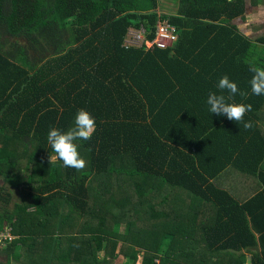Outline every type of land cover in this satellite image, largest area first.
<instances>
[{
    "label": "trees",
    "instance_id": "16d2710c",
    "mask_svg": "<svg viewBox=\"0 0 264 264\" xmlns=\"http://www.w3.org/2000/svg\"><path fill=\"white\" fill-rule=\"evenodd\" d=\"M249 5L176 0L175 41L146 48L122 42L153 39L156 0H0V180L19 199L0 203L17 236L0 264H264V35L231 23ZM225 74L251 129L209 111ZM81 108L96 130L76 170L47 134Z\"/></svg>",
    "mask_w": 264,
    "mask_h": 264
},
{
    "label": "clouds",
    "instance_id": "9594fccd",
    "mask_svg": "<svg viewBox=\"0 0 264 264\" xmlns=\"http://www.w3.org/2000/svg\"><path fill=\"white\" fill-rule=\"evenodd\" d=\"M144 41L149 42L151 40H146L144 37ZM248 70L253 74L249 81L251 94L255 96L264 95V67H259L255 63L250 62ZM217 88L221 90V94L209 92L207 96L206 103L210 106V113L226 116L231 121L242 123L244 129H251L253 122L245 121L244 117L246 113L252 111V105L228 102L236 94L246 98L248 93L241 91L237 84L229 79L227 74L219 78ZM225 90L228 93L227 97L222 94ZM95 130V118L86 109L81 108L75 114L74 126L67 131L51 127L47 134V142L55 158L61 161L65 167L81 170L85 167V160L79 152L77 141L90 140Z\"/></svg>",
    "mask_w": 264,
    "mask_h": 264
},
{
    "label": "rangeland",
    "instance_id": "374dc122",
    "mask_svg": "<svg viewBox=\"0 0 264 264\" xmlns=\"http://www.w3.org/2000/svg\"><path fill=\"white\" fill-rule=\"evenodd\" d=\"M156 1H157V7L155 9V12L158 16V19L156 20L155 24L157 25L158 22L160 23L159 19L161 18L162 14L169 15L175 13L176 0H156ZM248 1H250V5L249 7H247L248 11L243 15V17L237 18L235 21H232L231 23L235 24L238 31H240L242 35L251 38L252 40H256V38L264 35V8H263L264 0H248ZM172 33L173 30L167 29L166 34H172ZM175 39L176 36L174 37V40ZM139 42H145V41L144 39L140 40L137 38V33L135 29H128L123 38L122 44H126L127 46H132V47H140ZM144 45L147 48H150L146 44ZM5 201L6 202L8 201L10 205L9 209L12 210L14 203L19 202L18 190L9 187L8 185L4 184L2 180H0V203L1 202L3 203ZM11 227L12 225L10 223H5L3 231L0 232L1 237L2 236L8 237L7 243L2 245L0 249L5 248L10 243L11 239L13 240L17 238V236H14L13 233L11 232ZM117 258H121V257L118 256ZM0 259H3L2 255H0ZM140 259L141 257L139 255L136 263H139ZM246 263L249 264L248 261Z\"/></svg>",
    "mask_w": 264,
    "mask_h": 264
},
{
    "label": "built area",
    "instance_id": "2783aa9c",
    "mask_svg": "<svg viewBox=\"0 0 264 264\" xmlns=\"http://www.w3.org/2000/svg\"><path fill=\"white\" fill-rule=\"evenodd\" d=\"M167 29L173 30V33L172 34H166ZM174 30H175V28L173 25L168 23L166 20H160V23L158 22L157 25L155 26V37L149 42H146V41L145 42H139L140 43L139 46H141L142 44L143 45L146 44L150 48H152L153 46H156L158 48L168 47V46L172 45V43L175 41L174 37L176 35L174 33ZM136 33H137V38L140 40H143L145 35H146V32L143 30V28L136 30ZM123 45L126 47H130V46H127L126 44H123ZM0 237H1V235H0ZM7 240H8V237L2 236L0 239V247L2 245H4L5 243H7Z\"/></svg>",
    "mask_w": 264,
    "mask_h": 264
},
{
    "label": "crops",
    "instance_id": "0c3cea01",
    "mask_svg": "<svg viewBox=\"0 0 264 264\" xmlns=\"http://www.w3.org/2000/svg\"><path fill=\"white\" fill-rule=\"evenodd\" d=\"M264 8V7H263ZM247 264V263H246Z\"/></svg>",
    "mask_w": 264,
    "mask_h": 264
}]
</instances>
